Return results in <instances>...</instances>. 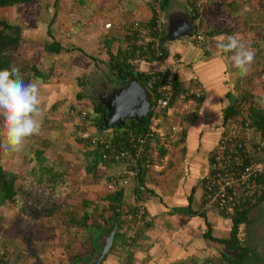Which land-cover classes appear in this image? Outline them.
I'll list each match as a JSON object with an SVG mask.
<instances>
[{
	"label": "crops",
	"instance_id": "obj_1",
	"mask_svg": "<svg viewBox=\"0 0 264 264\" xmlns=\"http://www.w3.org/2000/svg\"><path fill=\"white\" fill-rule=\"evenodd\" d=\"M152 1L76 0L75 11L78 18L66 23V31L61 32L64 37L60 35L59 38H56L55 33L50 32L52 28L56 31L61 29L60 23L54 25L52 22L50 24L44 23V34L46 37L32 43V47L38 48L36 57L35 59L30 56L26 57L25 67L19 70L24 79L27 78V81L36 82L39 85L43 110L49 106L48 110L51 111L49 114H53L56 106L66 103L63 112L69 118L66 123L70 127L72 126L71 128L67 126L69 128L68 132L72 133L73 131L76 133L75 139L77 142L81 137H85L84 140H81L85 142L87 137L95 136L97 135L96 133L106 136L108 131H110H102L106 128L100 127L101 121L100 128L87 123L95 104L88 101L83 91L90 85L91 77H96L95 74L101 68L92 65L94 73L90 77L84 76V72L87 71L84 67L91 63L85 55L94 59L100 55L102 59L99 60L103 62L101 65L105 63L108 68L107 53L114 55L118 49L125 46L127 25L133 20H143L148 17V5ZM157 1L161 10L165 5L167 9L164 14V20L161 17L162 31H164L163 26L168 15L171 19L177 18L178 15H185L189 22L195 26L193 34H206V38H203L202 46L196 44L190 37H187L188 39L179 37L173 41L163 39L161 44L163 50L162 59L147 60L138 58L139 62L135 66L137 71L140 72L157 71L163 73L169 71L175 81L181 84L182 89L185 90L182 93L180 92L181 95L179 97L181 98L172 104L166 114L158 116L159 121L157 123L160 132L163 133V141L168 135L172 141L171 143L177 145L175 158L180 162L176 166L167 163V166L162 165L161 167L157 163L159 159L157 158L155 169L141 176L142 185L138 191L135 190V179H130L125 186H118L114 190H105L104 186L100 187L103 190V194L98 196V199L94 186L86 193L85 199H81L80 192H77L79 202L89 201L83 203L87 205L91 204L90 202H94L96 203V208L102 210H95L96 216H98L96 217L97 223L101 221L102 228L91 230V228L85 229L84 226H80V229L74 231L75 237L69 234L61 235L64 232L58 229V232L60 230V236H58L57 246L65 241L64 245L61 246L62 250L60 248L59 251L54 249L58 248L56 244H50L42 252L41 250L37 252V248L28 239L30 250L28 256L24 255L26 253L23 252L18 256L14 254L15 258L11 255L10 260H7L11 264H69L64 248L66 244L74 239H77L78 247H82L80 250L77 248L74 252H79L81 259H86L87 263L92 262L91 264H94L92 256H88L93 253V246L92 242L87 241V237L93 235L92 241L98 252L103 237L107 235L104 234L103 230L104 228L106 229V225L108 229L111 224L108 203L103 197L115 190L121 191V208L131 209L135 205L141 204L145 209L149 222L139 232L134 245L129 247L123 246L120 228H118V231L116 229L110 253L101 259L99 264H205L209 259H212L211 255L213 253L216 254L218 252V255L221 254L222 251H218L216 248L218 244L205 237L206 226L204 221L208 223L210 235L214 237L213 231L216 228L219 229L222 222L226 220L223 217L224 215L222 216V214L213 209L205 211L200 209V179L202 180V177L199 179L200 183L192 180V178L197 158L211 151L215 145L216 139L221 132L220 125L223 122V114L229 106H233V109L241 108L240 110L243 114L247 112L249 105H253L264 112V104L261 103V101H264V47L259 53H255V62L247 75L240 74L237 69L232 67L226 58L219 54L216 47L220 37H227L233 34L240 37L242 42L250 47V44L254 43L256 35H260L257 25L264 24V15L258 22L255 20L242 22L231 19L230 12L242 13L248 8L245 2H251L255 6L257 4L264 5V0H262L263 2L261 0H252L250 2L245 0H166L164 5H161L162 0ZM196 1H199L198 7H195ZM192 13L196 15L194 21H191ZM102 14L111 17L110 19L116 29H108L111 24L109 22L104 24L101 22ZM92 19H94V25L91 23L93 22L91 21ZM105 24H109V27L105 28ZM50 25L52 26L50 27ZM36 26L41 29L39 23H36ZM68 26H70L69 29ZM106 32L108 35H106ZM101 35L102 37L105 36V38L101 39ZM51 39L62 48L58 54L51 55L41 52V48L46 43L51 42ZM26 43L24 46H26ZM70 47L79 49L83 54L77 50H64ZM20 63L22 64V62ZM31 65L35 66L37 75H45L49 72V79L46 78L47 81H43L41 76L35 75L30 68ZM78 94H80V98H77ZM196 96L198 98H195ZM78 103L89 106L91 111L81 107ZM80 112L85 113L83 121L80 119ZM228 123L229 119L225 120L223 127L225 128ZM177 124H179L181 130L183 129L182 142L179 140L180 130H177V132L172 129L174 126L177 127ZM56 125L59 130L57 131L56 129L55 132L58 133L59 137L53 134H51L52 136L48 135L49 140H45L47 144L46 146L43 145L45 148L42 152L45 158L49 157L51 159L58 155L56 153L58 152L57 150H55L54 154L52 153L53 149L60 146V143L55 138H59L62 141L60 133L62 128L59 123ZM45 128L47 130V127ZM50 132L55 133L54 130ZM246 134L259 143V133L249 126ZM86 148L88 155L90 154V157H92L95 153L94 149L88 145ZM260 149L254 156L256 159L264 158V147ZM163 151L165 150L163 149ZM165 154L164 152L163 158ZM10 156L17 155L11 154L3 158L5 160L10 158ZM19 158L22 159L21 156ZM204 167L203 174L207 166ZM22 168L25 169V167L15 168L16 170H12V174L18 177L17 175ZM28 168L30 171V166ZM162 168L165 171L164 175L158 174ZM101 170L104 171V180L109 176L119 177L127 174V171L119 164L106 165ZM167 174H171V180H168V184L164 183L165 179L169 177ZM28 175V172L24 174L25 181H21L19 178V183L22 185L24 182L27 183L29 181ZM64 184V182H60V193H62ZM57 201L61 202L60 197ZM105 212H108V214L104 215ZM196 212H201L203 218L197 216ZM85 213H87V210L82 211L81 217ZM39 228L37 226V229L40 230L41 242L43 244L49 242L52 233L51 229L53 228L50 225H40ZM34 232L36 233L37 231L34 230ZM9 240L8 235L1 231L0 247L3 255L5 250L9 253V250L13 248L9 245L5 246V243H8ZM213 243H216V245H213ZM15 249L17 248L15 247ZM12 252L15 253L14 249ZM8 253L6 252L7 256Z\"/></svg>",
	"mask_w": 264,
	"mask_h": 264
},
{
	"label": "rangeland",
	"instance_id": "obj_2",
	"mask_svg": "<svg viewBox=\"0 0 264 264\" xmlns=\"http://www.w3.org/2000/svg\"><path fill=\"white\" fill-rule=\"evenodd\" d=\"M245 1L250 2L252 0H245ZM75 3H76V0H37L36 3H32L30 5H23L17 8L0 10V18H4L5 20L9 22H13L14 24L18 25L21 29L20 30L21 38H22V41H24V43H23V46H21L19 50L17 61L25 63L27 59L26 57H29V56L31 58L34 57L35 59L38 48L32 47V43L35 41H40V39H43L46 37V35L44 34L45 33L44 23L50 24L52 22L53 25L56 23L58 24L60 23L61 29L56 28L58 29L56 31L55 29L53 30V28L52 29L50 28L51 29L50 32L55 33L56 38H59L60 35L64 37V35L61 32L66 31L65 29L66 23H68L70 20L74 21L78 18V15H76L77 12L75 11L76 10ZM245 5L248 6V8L246 11H243L242 13H237V12L233 13L231 11L230 12L231 19H235L238 21L240 20L242 22L251 21V20H255L256 22H258V20L260 21L263 18V15H264L263 14L264 13L263 4H257L254 6L251 2L250 3L245 2ZM165 11H167L166 5L161 10L163 20H164ZM104 14H102L103 17L100 18V20H102L101 22L103 24L106 22H109L111 25H110V28L108 29H112V28L116 29L115 28L116 26L113 24L112 20L110 19L111 17L105 16ZM91 21H93L91 23L94 25L95 23L94 19H92ZM36 23L40 24L41 29L37 28ZM51 26L52 25H50V27ZM69 28L70 26H68V29ZM257 28L259 30L260 35H256L254 43L250 44V48L254 49L255 53L256 52L259 53L264 47V24H258ZM106 35H108L107 32H106ZM102 38H105V36L102 37L101 35V39ZM25 43H26V46H24ZM40 55L42 54L40 53ZM100 57H101L100 55L97 56V59H102V57L101 58ZM87 61L89 60L87 59ZM63 63H64V60H63ZM92 65L93 63L91 62L90 64L84 67L85 70H87L84 72V76L90 77V75L94 73L93 72L94 69ZM99 67L101 68V70H103L104 68H107V65L104 63V65L100 64ZM89 70L91 71L89 72ZM46 75H47V79H49L50 73L47 72ZM81 80L83 81L82 78ZM116 81H117L116 74L114 72L112 73L111 71H109L108 74H106L104 78L101 79V82L109 86L107 87L108 89L111 88L110 86L119 85L117 84ZM86 95H88V93H86ZM88 101L91 102L89 99ZM78 104H80L81 107L85 108L86 110L91 111L89 106L83 103H78ZM48 107L43 110L44 118H43V123H42L41 134L30 138L26 142L23 150L19 153H16L17 156H10V158H6L4 160L3 157L4 156L8 157L9 155H5L3 151L0 150V165L6 172H9L12 174V170H14L15 168L18 169L21 167H25V169L22 168L20 173L17 175L18 177L15 176V180H14V187L17 189L21 188L22 195H20V192H19L16 198H14L15 199L14 202L12 203L8 202V203H4L0 205V232L4 231V233H6L10 239L8 243H5V246L7 247V245H9L10 247L11 246L13 247L12 250H9V253L8 251L5 250L4 252L5 256L2 254L1 247H0L1 257L5 260H10L11 255L14 256L15 254L18 256L22 252L26 253L24 255L28 256V254L30 253L28 239H30L32 242V245H34L37 248L36 250L37 252H39L40 250L42 252V250L46 249V247H48V245L50 244L51 245L56 244L57 246V243L59 240L58 236H60V230L58 232V229H61L62 232H64V233H61V235L69 234L70 236L74 235L75 237L74 231L80 228L78 225H75L74 222L80 221L82 211L87 210V213L89 212L91 215L85 224L89 226V225H94L93 223H97L96 217L98 216H96L97 215L96 211L101 210V209L98 210L96 208L95 206L96 203L94 202H90L91 204L87 205L83 203H86L89 201L84 200V202L80 201L81 202L80 203L78 200L79 198H77L78 194L76 193L80 192L81 194L80 198L85 199L84 196L86 195V193H88L90 191L89 189L92 186H94L96 189L95 191L97 194V199H98V196H102L103 190L102 188L100 189V187H103V186L105 187L104 171L101 170L103 168L96 169L97 167L96 168L91 167L90 162H89L91 157H90V154L88 155L86 151L87 149L86 143L81 140L77 142L75 139L76 133H74L73 131L72 133L68 132V129H69L68 127L70 126L69 124L66 123V121H68L69 118L67 114L65 115V113L63 112V109H65L66 107V103L64 105L56 106V108L54 109L55 113L53 112V114H49V112L51 111L48 110ZM58 123L60 124L62 128V132L60 131L61 136H62L61 137L62 141L59 138H55V140L60 143V146L52 150L53 154L55 153V150H57L58 152L56 153L58 155H56L55 158H51V159H49V157L45 158L43 157V155H41L40 158L37 160V163L36 161L34 162L33 160L35 159L33 156V151L37 149L42 150V152L44 151V148L47 144L45 140H49L48 135L52 136L51 134L53 133L50 132L51 130H54V132L56 131L57 129L56 124ZM45 127H47V130ZM58 130L59 129H57V131ZM96 134L100 135L101 133L100 134L96 133ZM55 136L59 137L58 135H55ZM171 142H172L171 139L167 135L163 141L164 146L160 147L161 149L165 150L164 152L166 154L164 155V158L163 156L162 157L159 156L160 148L157 150V158H159L157 163L161 165V167L162 165L167 166V163L168 164L171 163L172 166L174 165L176 166V164L178 165V163L180 162V161H177L178 160L177 158H175V149H177L176 148L177 145L172 144ZM49 145L51 146L50 142H49ZM19 156H21L22 159H20ZM33 165H34V168H33ZM29 166H32L34 171L33 169L32 170L30 169L29 171L28 170ZM163 168L161 169L160 172H158V174H162V175L165 174V171H163L164 170ZM46 169L55 170L56 173L59 170L63 171L62 172L63 174H61L62 180L60 181L64 182L65 184H64V188L62 189V193L59 194L61 202L55 201L54 203V201L50 199L49 204H53V203L55 204L52 213L50 215H46V216L43 215V216L33 218L31 217V215H29L30 212L28 213V216L25 215L24 212H27L28 210L30 211V209L32 208L38 209L39 207L44 206V200L47 199L46 197L52 198L50 196H46L45 194H43V196L37 197V194H39L40 191L42 193H45V190H44L45 188L43 186L48 185L47 183L48 180L46 179L47 174L45 172ZM22 171H24L25 173L28 172L29 174L27 177L29 178V181L27 182L25 186L19 183V178L21 181L22 180L25 181V176H24L25 173ZM170 175L171 174L169 175L167 174V176L169 177L165 179L164 183L168 184V180H171ZM39 189H42V190L39 191ZM57 189H59V187H57ZM24 192H26V195L23 194ZM76 198L77 200H75ZM105 214L107 215L108 212H105L104 215ZM40 225H50L53 228L51 229L52 233H51V238L49 239V242L44 243V244L41 242V239L39 236L41 235L40 230L37 229V226L39 228ZM247 226H249L248 223H244L239 226L238 238L241 239L242 243L244 244H246V239H247L244 232H246V230H249L250 235L254 237L256 233V229H257L256 227H254V225H253V228L251 226L250 228H247ZM258 226H260V224H258ZM229 227H230L229 221L227 220L223 221L219 229L216 228V230H214L216 232L213 231V236L217 238L227 237L228 232H229ZM106 228H107V225H106ZM34 230H36L37 232L35 233ZM76 241L77 239H74L68 243L70 246H69V251L68 250L66 251V254H67V255L65 254L66 258L69 257L68 254L70 255L71 253L74 252V250L76 251L77 248L79 250L82 249V247L80 246L78 247V243ZM64 243L65 241L61 242V244H58L57 246L58 248H54V249H57L59 251V249L61 248V246L64 245ZM213 245H216V243H213ZM251 246H254V245L251 244ZM256 246L258 247V245ZM15 247L17 249H15ZM216 248L218 251H223L222 246L219 244L216 246ZM13 249L15 253L12 252ZM65 250L66 249H64V251ZM6 252L8 253V256ZM217 253L218 252H216V254L213 253L211 255L212 259H209L205 264H215L219 260V255ZM96 256L97 254L92 256V259H94V257ZM13 258H15V256ZM85 260L86 259L84 258L81 259L80 261L78 260L77 264L78 263L79 264H91L92 263V262L87 263V260L86 261Z\"/></svg>",
	"mask_w": 264,
	"mask_h": 264
},
{
	"label": "built area",
	"instance_id": "obj_3",
	"mask_svg": "<svg viewBox=\"0 0 264 264\" xmlns=\"http://www.w3.org/2000/svg\"><path fill=\"white\" fill-rule=\"evenodd\" d=\"M198 5L199 1H196L195 7ZM150 12L151 25L138 20L128 24L125 49L130 51L133 45L141 46L145 52L141 58L158 60L162 59L163 50L161 48L162 15L157 0L151 2ZM104 27H109V24H105ZM190 38L202 46L201 33H192ZM127 62L137 71L135 66L139 62L138 58L128 59ZM137 73L146 77L148 86H154L158 94L152 98V115L146 130L142 134L110 130L106 136L95 135L85 139V143L96 152L97 168L119 164L127 171L126 175L107 177L104 180L106 190L125 186L128 180H136L144 173L155 169L157 150L164 146L163 133L160 132L157 123L158 116L166 114L171 108V99L174 95L173 75L169 71L163 73L137 71ZM242 114L239 111V115ZM84 117L85 113L80 112L81 121ZM242 118L236 122L229 120L226 127L222 128L214 149L209 154V162L201 180L200 209L203 211L213 209L224 216H230L236 210L252 203L259 193H264V158L254 157L261 150V146L246 134L249 120L246 116ZM172 129L181 130L179 124ZM84 138L79 139L84 140ZM114 212L120 222L123 246L134 245L139 232L149 222L144 207L141 204L131 209L117 207ZM0 264H10V262L1 257Z\"/></svg>",
	"mask_w": 264,
	"mask_h": 264
},
{
	"label": "trees",
	"instance_id": "obj_4",
	"mask_svg": "<svg viewBox=\"0 0 264 264\" xmlns=\"http://www.w3.org/2000/svg\"><path fill=\"white\" fill-rule=\"evenodd\" d=\"M37 0H0V10L2 9H12V8H17L23 5H30L32 3H36ZM155 1V0H153ZM166 2V0H162L161 1V5H164ZM150 5L151 3L148 5V17H146L145 19H141L138 21H145L143 23H147V25H151L152 23V17H151V12H150ZM192 8V7H191ZM196 18L195 13H192L191 16V21H194V19ZM128 26V25H127ZM127 28V27H126ZM20 27L16 24H14L13 22H9L7 20H5L4 18H0V69H11L13 67L15 68H23L25 67L24 63H20L19 61H17V57L19 54V50L23 44L22 38H21V31H20ZM201 35L203 36V38H206V34L205 33H201ZM125 38L126 37V31H125ZM184 39H188L183 37ZM41 52L44 53H49L51 55L54 54H58L59 51L62 50V48L60 47L59 44H57L55 41H53L51 39V42L46 43L42 48H41ZM65 51H71V50H77L79 51V49L74 48V47H70V48H65ZM79 53H82L81 51H79ZM83 54V53H82ZM145 54L143 47L141 46H137V45H133L132 49L126 50L125 46L121 49H118L117 52L113 55L111 53H107V62H108V68L111 70H115L116 72H118V74H122L123 78H126L128 80H132L140 85H142L144 87V89L147 92V94L149 96H151L152 98H155L158 94L155 92V87L154 86H148L147 82H146V77H142L141 74L137 73L136 70H133V67H131L127 60L128 59H134V58H141L143 55ZM92 63L94 66H96L97 68H100L99 65L103 64V62L99 59H94L93 57L87 56L85 55ZM101 62V63H100ZM22 66V67H20ZM31 70L34 72L35 75H37V71L34 65L30 66ZM29 71V69H27ZM100 70V69H99ZM37 76H41V79L43 81L46 80L47 75H37ZM173 97L171 99V106L172 104L178 100L181 93L184 92L185 90L182 89L181 84H179L177 81H175V79L173 78ZM181 92V93H180ZM179 94V95H178ZM77 98H80V94H78ZM184 100V99H183ZM150 106H152V101ZM152 107L149 108L147 114L145 115V117L142 118V121L140 123H135V122H130L128 125H122L120 127H112L109 128L107 127L106 129H103L102 131H106V130H118L119 132H132V133H136V134H142L145 130L146 127L149 123V118L152 115ZM233 106H229L224 114H223V122L220 125V131L222 130L223 126H224V121L229 119L232 122H236L239 121L240 119L242 120L244 116L248 117L249 123L248 126L253 129L254 131H256L257 133H259L260 135V146L261 148L264 147V112H262L260 109H257L256 107H254L253 105H249V108L247 110V112H245L242 115H239V111H241L239 107H237L236 109H233ZM104 110L102 108V106L100 104H95L93 106V112L92 115L89 116V119L87 120L88 124H91V126H95V127H99L100 125V121H101V116L103 115ZM241 116V117H240ZM183 129L180 130V136H179V140L180 142H182V137H183ZM221 133V132H220ZM220 135V134H219ZM217 141V139H216ZM214 149V146L212 148V150ZM208 152V155L210 154V152ZM164 154L163 149H159V156L162 157ZM42 155V150H35L33 151V156L34 162L40 158V156ZM34 168V165H33ZM32 166H30V169H33ZM34 171V169H33ZM47 177L46 179L48 180L47 183L48 185L43 186L45 193H42L39 189L40 193L37 194V197L39 196H43V194H45L46 196H50L52 198H48L44 200V206L37 208H32L30 209V211L28 210L27 212H24L25 215L28 216L31 215V217L36 218L39 216H43V215H50L53 211V208L55 206V201L58 200L59 197V189H57V187H59V183L61 182L60 180H62V175L63 174L62 170H59L57 173L55 170H51V169H46L45 170ZM61 176V177H60ZM14 180H15V175L11 174L9 172H6L2 166L0 165V205L4 204V203H12L14 202V198H16L17 194L20 192V195H22L21 193V188L17 189L14 187ZM136 188L135 190L138 191L141 188L142 185V178L138 177L136 180ZM264 182V181H263ZM24 184H27L24 182ZM23 184V186H25ZM264 184V183H263ZM22 185V184H21ZM24 188V187H23ZM55 193V194H53ZM23 194L26 195V192H24ZM263 198V194L259 193L253 203L247 204L245 207L240 208L238 210H236V212L233 215L230 216H223L225 220L229 221L230 223V227H229V232H228V236L227 237H223V238H215L212 237L210 235V231L208 223H206L204 221V224L206 226L205 229V237L210 240V241H214L217 244L221 245L223 248V251L221 252V254H219L220 258L219 260L215 263V264H254L253 260L255 258V255L253 253V251L251 250L250 246L247 244L242 243L241 239L238 238V232H239V226L247 223V219H246V214L247 211L254 205L256 204L258 201H260V199ZM50 199H52L54 201L53 204H49ZM103 199H105V201L108 203V207L110 210V214L111 217L110 222L111 224L108 226V229L104 228L103 232L104 234H108L110 228L112 226L115 227V230L117 229V231L119 230L118 228H120V222L119 219L117 217V214L114 212V210L120 206V202H121V191L120 190H115L112 193H110L109 195H106L103 197ZM121 207V206H120ZM93 213V212H92ZM193 214V213H191ZM195 214H197V216L202 217V213H198L196 212ZM90 213H85L80 221L78 222H74L75 225L80 226H85L84 228H91V230H99L100 228H102V223L98 222V223H93L94 225H85L86 221L90 218ZM203 218V217H202ZM148 224V223H147ZM114 230V234H113V239L112 241H114L115 239V235H116V231ZM122 237V236H121ZM93 235L88 236L87 237V241L92 242V246H93V253L89 254L88 256H93L94 254H96L97 252V248L94 246V243L92 241ZM69 244L65 245L66 251H69ZM112 248L111 247L108 249V251L106 252V254L103 256V258L105 256H107L108 253H110V250ZM68 262L69 264H76V262L81 259V254L79 252H73L70 255L68 254ZM86 256V257H88ZM102 258V259H103ZM100 262V261H99ZM99 262L97 264H99Z\"/></svg>",
	"mask_w": 264,
	"mask_h": 264
},
{
	"label": "clouds",
	"instance_id": "obj_5",
	"mask_svg": "<svg viewBox=\"0 0 264 264\" xmlns=\"http://www.w3.org/2000/svg\"><path fill=\"white\" fill-rule=\"evenodd\" d=\"M216 47L240 74L249 73L255 62V50L240 37L235 34L220 37ZM40 96L39 85L26 81L18 68L0 69V150L5 155L21 152L30 138L41 133L44 111Z\"/></svg>",
	"mask_w": 264,
	"mask_h": 264
},
{
	"label": "water",
	"instance_id": "obj_6",
	"mask_svg": "<svg viewBox=\"0 0 264 264\" xmlns=\"http://www.w3.org/2000/svg\"><path fill=\"white\" fill-rule=\"evenodd\" d=\"M194 27L185 15H178L177 18L173 19L168 15L164 22V39L166 41H173L179 37H190L195 29ZM25 80L27 81V78ZM89 86L92 88L95 85L90 83ZM100 86V92L104 93L100 98V105L104 110V116L101 119V128L128 125L130 122H126V120H133L135 123H140L141 118L145 117L151 107L152 97L147 94V91L142 85L132 80H128L124 84H119L117 87H113L112 90L109 89V91H107V85L103 82H100ZM95 91H98V89ZM130 106H135L136 108H132V110L131 108L129 109ZM117 110L122 111L120 117L113 114ZM95 160L96 152L89 161L92 168L95 166ZM114 230L115 227L103 237L97 256L92 260L94 264H97L110 248Z\"/></svg>",
	"mask_w": 264,
	"mask_h": 264
},
{
	"label": "flooded vegetation",
	"instance_id": "obj_7",
	"mask_svg": "<svg viewBox=\"0 0 264 264\" xmlns=\"http://www.w3.org/2000/svg\"><path fill=\"white\" fill-rule=\"evenodd\" d=\"M108 69V70H107ZM111 71L112 73L114 72L116 74V82L117 84H124L128 81V79L123 78L122 74H118V72H116L115 70H111L109 68H104L103 70H100L98 73L95 74L96 77L93 76V78L91 79V84L95 85L92 88H90V86L86 87L85 90L83 91V94L86 95V93H88L87 98L91 101L92 104H100V98L101 96L104 94L103 92H100V82L101 79L104 78V76L106 74H108V72ZM98 85V86H96ZM118 85L115 86H110L111 90L113 87H117ZM109 87V86H107ZM96 89H98V91H95ZM107 91H109V89L107 88ZM92 96V97H90ZM132 108H136L135 106H130L129 109ZM133 110V109H132ZM122 113V111L117 110L115 111L113 114L117 115L118 117H120V114ZM103 115L101 116V119L103 118ZM134 122L133 120H126V122ZM142 121V118H141ZM105 123V122H104ZM122 125H117V126H110L109 128L112 127H120ZM107 128V127H106ZM209 162V155L208 153L200 156L197 158L196 160V165L194 168V175L192 180L194 181H198L197 183L201 182V177L203 174V169H205L204 166H207ZM200 175V177H199ZM200 179V182H199ZM263 194V198L260 199V201H258L256 204H254L248 211L246 214V219H247V223L249 224V226H247V228H250V226L253 228L256 227V233L255 236H251L249 233V230H246L245 235L247 237L246 239V244L250 246L251 250L253 251L255 258L253 260L254 264H264V193ZM253 203V202H252ZM263 216V217H261ZM250 218V219H249ZM258 224H260V226H258ZM253 233V232H252ZM251 244H253L254 246H251ZM258 245V247L256 246Z\"/></svg>",
	"mask_w": 264,
	"mask_h": 264
}]
</instances>
